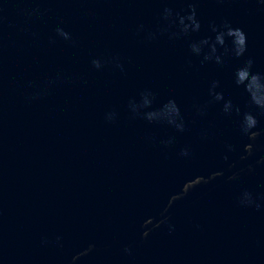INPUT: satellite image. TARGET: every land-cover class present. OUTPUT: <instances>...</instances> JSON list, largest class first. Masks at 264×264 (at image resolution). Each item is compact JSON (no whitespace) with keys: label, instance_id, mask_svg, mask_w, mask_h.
<instances>
[{"label":"water","instance_id":"water-1","mask_svg":"<svg viewBox=\"0 0 264 264\" xmlns=\"http://www.w3.org/2000/svg\"><path fill=\"white\" fill-rule=\"evenodd\" d=\"M0 264H264V0H0Z\"/></svg>","mask_w":264,"mask_h":264}]
</instances>
